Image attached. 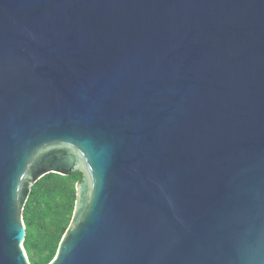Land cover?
I'll list each match as a JSON object with an SVG mask.
<instances>
[{"label":"water","instance_id":"obj_1","mask_svg":"<svg viewBox=\"0 0 264 264\" xmlns=\"http://www.w3.org/2000/svg\"><path fill=\"white\" fill-rule=\"evenodd\" d=\"M72 171L49 264H264V0H0V264Z\"/></svg>","mask_w":264,"mask_h":264},{"label":"trees","instance_id":"obj_2","mask_svg":"<svg viewBox=\"0 0 264 264\" xmlns=\"http://www.w3.org/2000/svg\"><path fill=\"white\" fill-rule=\"evenodd\" d=\"M83 177L82 171L49 173L31 187L23 211L24 247L31 264H49L55 258L71 223L78 198L77 184Z\"/></svg>","mask_w":264,"mask_h":264},{"label":"clouds","instance_id":"obj_3","mask_svg":"<svg viewBox=\"0 0 264 264\" xmlns=\"http://www.w3.org/2000/svg\"><path fill=\"white\" fill-rule=\"evenodd\" d=\"M29 259V258H28Z\"/></svg>","mask_w":264,"mask_h":264}]
</instances>
